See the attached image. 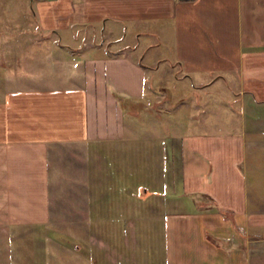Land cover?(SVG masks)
<instances>
[{
	"label": "crops",
	"instance_id": "obj_1",
	"mask_svg": "<svg viewBox=\"0 0 264 264\" xmlns=\"http://www.w3.org/2000/svg\"><path fill=\"white\" fill-rule=\"evenodd\" d=\"M27 2L33 47L0 53V264H12V231L50 218V151L131 133L135 104L159 88L178 96L185 200L163 218L164 264H264V145L247 146L264 128V0ZM186 103L196 116L181 113ZM71 253L65 264L92 261Z\"/></svg>",
	"mask_w": 264,
	"mask_h": 264
},
{
	"label": "rangeland",
	"instance_id": "obj_2",
	"mask_svg": "<svg viewBox=\"0 0 264 264\" xmlns=\"http://www.w3.org/2000/svg\"><path fill=\"white\" fill-rule=\"evenodd\" d=\"M23 1L0 0V53L8 48L11 55L18 49L27 52L33 47L32 11L27 0ZM154 53L153 49L144 59L154 58ZM2 57L6 56L0 54V62ZM10 57L16 59L18 54ZM170 73H163L165 83L171 82ZM235 79L233 76L232 87L236 86ZM190 82L189 77L182 81L185 92ZM229 91L237 97V91L226 89ZM156 92L151 102L142 99L135 104L132 113L136 118L131 115L128 119L133 129L124 137L60 143L50 151V218L34 230L27 225L12 231V264H46L44 260L65 264L70 251L74 259L75 254L83 256V252L90 251L92 263L88 259V264H164L163 218L168 212L184 208L185 200L178 188V96L160 88ZM186 99L193 103L192 96ZM236 106L240 107L239 101ZM181 109L183 115L196 116L189 103ZM213 121L223 124L226 120ZM260 121L258 125L264 126V118ZM250 124L249 120L246 126ZM261 130L248 134L249 148L252 143L264 145ZM248 179L251 187L254 177ZM260 186L264 188V183ZM190 196L199 207L210 202L202 192ZM51 226L55 230L48 229ZM43 240L46 246L50 243L45 258L41 255L46 251ZM49 250L53 252L50 255ZM72 264L85 263L74 260Z\"/></svg>",
	"mask_w": 264,
	"mask_h": 264
},
{
	"label": "built area",
	"instance_id": "obj_3",
	"mask_svg": "<svg viewBox=\"0 0 264 264\" xmlns=\"http://www.w3.org/2000/svg\"><path fill=\"white\" fill-rule=\"evenodd\" d=\"M239 228L241 229V228H242V226H239Z\"/></svg>",
	"mask_w": 264,
	"mask_h": 264
}]
</instances>
